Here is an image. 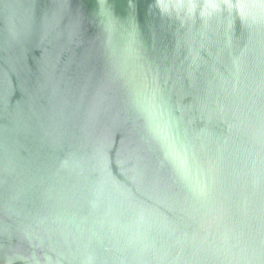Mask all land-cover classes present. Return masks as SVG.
<instances>
[{"label": "water", "instance_id": "1", "mask_svg": "<svg viewBox=\"0 0 264 264\" xmlns=\"http://www.w3.org/2000/svg\"><path fill=\"white\" fill-rule=\"evenodd\" d=\"M0 0V264H264V0ZM122 43V39L120 40ZM154 89L212 168L193 200L132 108Z\"/></svg>", "mask_w": 264, "mask_h": 264}, {"label": "clouds", "instance_id": "2", "mask_svg": "<svg viewBox=\"0 0 264 264\" xmlns=\"http://www.w3.org/2000/svg\"><path fill=\"white\" fill-rule=\"evenodd\" d=\"M98 15L102 44L109 62L116 74L123 75L138 55L134 30L121 33L120 23L107 0H99ZM129 102L143 121L148 140L158 149L161 163L171 170L193 200H207L212 190V168L175 131L174 123L159 102L156 91L146 85H133Z\"/></svg>", "mask_w": 264, "mask_h": 264}]
</instances>
